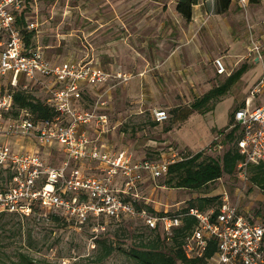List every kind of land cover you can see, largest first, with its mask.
I'll return each mask as SVG.
<instances>
[{"label":"rangeland","instance_id":"1","mask_svg":"<svg viewBox=\"0 0 264 264\" xmlns=\"http://www.w3.org/2000/svg\"><path fill=\"white\" fill-rule=\"evenodd\" d=\"M26 1L28 17L39 21L38 42L50 58L87 59L101 54L112 78L100 96H85L81 107L89 110L99 101L111 107L105 113L111 119V132L115 133L113 147L150 161L170 158V146L178 148L183 157L201 152L204 158L221 156L211 149L216 144L214 138L210 144L204 141L206 116L191 111V106L207 94L208 83L216 88L228 79L216 75L213 64L217 57H225L232 73L249 64L246 57L251 34L264 36V0L246 10L232 2L226 11H222L219 0L211 6L201 2L194 8L191 23L177 14L178 0ZM161 24L168 25L162 32L158 29ZM158 53L176 57V71L165 74L155 60ZM118 67L123 72H117ZM181 67L185 70L180 71ZM194 68L209 82L190 83L188 76L199 72H194ZM118 74L127 76L128 81L119 79ZM42 83H29V90L36 98L48 101L50 94L44 89L47 85L41 87ZM244 91L245 87L237 84L230 92L238 98L244 96ZM239 105L236 102L229 111L230 121ZM157 108L169 115L162 125H155L152 119ZM102 143L110 142L107 139ZM164 181L149 179L144 196L151 210L176 213L188 207L191 200L227 195L247 218L264 224V192L249 179L225 174L200 192L161 188ZM113 223L106 222L107 232L94 238L89 226L79 231L45 218L1 217L0 264L18 262L23 255L43 264H138L128 253L141 249L142 242L149 243L155 236L141 229L139 221ZM110 246L115 251L103 260ZM161 250L171 254L173 246L164 244Z\"/></svg>","mask_w":264,"mask_h":264},{"label":"built area","instance_id":"2","mask_svg":"<svg viewBox=\"0 0 264 264\" xmlns=\"http://www.w3.org/2000/svg\"><path fill=\"white\" fill-rule=\"evenodd\" d=\"M25 2L0 0V214L30 215L36 207L45 217L48 211L62 215L79 231L94 219V238L106 230L109 221H139L171 236L183 215H157L136 205L147 204L141 194L145 180L164 178L170 166L183 161V156L175 153L160 161H138L126 150L104 151L101 141L113 128L105 113L106 103L99 101L88 110L77 106L76 101H80L84 85L104 86L112 75L89 60L53 65L40 50L31 48L22 30L32 33L39 24L20 25ZM232 2L243 10L252 4V0ZM253 52L263 60L264 44H255ZM214 65L219 75L227 74L221 58ZM118 77L128 81L123 74ZM41 79L50 84L48 102L57 113L52 120L36 121L29 110L20 111L15 105L12 89L29 90V83ZM259 94L263 95L260 106L253 110L240 107L234 112L232 129H238L237 146L243 157L236 177L244 181L253 166H264V67L252 92L253 96ZM152 116L159 124L169 119L164 110H154ZM224 138L216 139L213 152L224 151ZM14 139L17 145L13 147L9 142ZM23 141H33L42 150L59 147L64 155L61 165L48 163L40 153L26 152ZM222 196L217 214L191 210L189 215L198 220V225L184 246L186 256L204 258L215 240L217 252L206 259L207 264H264V224L252 222L230 197Z\"/></svg>","mask_w":264,"mask_h":264},{"label":"trees","instance_id":"3","mask_svg":"<svg viewBox=\"0 0 264 264\" xmlns=\"http://www.w3.org/2000/svg\"><path fill=\"white\" fill-rule=\"evenodd\" d=\"M262 1L263 0H252V4L257 5ZM201 2L208 3L211 6L216 2V0H178L176 6L177 12L186 21L191 22L194 8ZM219 3L223 8L222 11H226L229 8L230 3H232V0H219ZM25 4L26 6L28 5L27 1ZM24 16L25 15L22 14L19 18V22L22 27H26L27 25L25 23ZM22 32L27 44H30L34 32L27 33L25 29L22 30ZM246 70L247 67L243 66L234 72L230 77H228L224 84L212 89L202 98L196 100L191 106V111L206 114L213 110L220 99L227 96L234 85L240 81ZM12 90L14 92V100L17 109L20 111L24 109L29 110L33 114L36 121L52 120L57 116L55 108L50 105L47 100L44 101L36 98L30 92V90H23L20 87L13 88ZM18 114L19 112L16 111L14 115L17 116ZM233 123L234 120L231 121V127L233 126ZM157 124L158 123H155V125ZM238 140H240L238 129L234 128L224 138L225 150L223 155L221 154L219 157L213 156L204 158V154L201 152L193 156L183 157V161L177 162L170 166L167 176L162 178L165 180L163 186L171 189L200 192L209 185L217 183L225 174L229 176H237L238 166L243 160V157L237 146ZM249 180L253 185L264 192V166H253L250 169ZM222 203V195L213 198H198L196 200H191L188 207L176 213H159L156 210H151L148 208L147 204H137L136 206L139 209H144L147 212L157 215H183V217L181 220V225L174 229V233L171 236H168L160 228L153 230L142 224L143 226L141 229L151 235H154L155 240L150 241L149 243L142 242L140 246L142 248L131 250V252L128 253V256L135 260L138 264H207L206 259L211 258L217 252V242L215 240L211 241L205 257L202 259H189L185 254L184 246L186 241L193 234L198 225V220L189 214L193 209H199L201 212L214 211L217 214ZM33 208L34 209L30 215L3 213L0 214V218L10 216L20 220L38 217L40 219L45 218L47 220H52L57 223H64L70 227H73L72 224L62 215L48 211L47 217H45L42 210H39L36 207ZM251 221L253 222V220ZM88 225L92 229L95 225H97V222L92 219ZM106 232L107 231L102 232L99 236L104 235ZM145 233H143V235H145ZM164 244H171L173 246V252L171 254H166L161 250ZM114 251L115 249L112 246L107 247L102 259H107L114 253ZM10 264L43 263L37 262L23 255L18 262H10Z\"/></svg>","mask_w":264,"mask_h":264},{"label":"crops","instance_id":"4","mask_svg":"<svg viewBox=\"0 0 264 264\" xmlns=\"http://www.w3.org/2000/svg\"><path fill=\"white\" fill-rule=\"evenodd\" d=\"M236 6L238 8H240L237 4H236ZM196 7H198V6H196ZM23 10L24 11L22 12V14L25 15L24 17H25V23L26 24H29V23H37V24H39V21L37 19L36 20H32V19H30L28 17V15H27L26 12L29 11V8L26 5L24 6V9ZM175 10L177 12V9H175ZM177 14L179 16H181L178 12H177ZM194 15H195V13H194ZM193 18H194V16H193ZM193 18H192V21H193ZM186 22H188V21H186ZM191 22H189V23H191ZM140 25H142L144 28L146 27L145 26L146 24H140ZM165 26L167 28L168 25L167 24H161L158 27V29H160V31L162 32L164 30ZM40 31L41 30L39 28L34 31V33H33L34 35L31 38L30 44H28V45L31 48L40 50V52H42V54L45 56V58L51 64H53V65L56 64L57 65V64L65 63V62L75 63V62H79V61H82V60H89V61H93L94 64L97 67L102 68L103 70H105L106 72H108V70L105 68V66L102 63L101 54H98V53L93 54L92 57L87 58V59L86 58H83V56L80 57V58L73 57V58L68 59V60H62L60 58H50L48 56V53L46 52V48L43 47L42 45H40L39 42H38V37H39V34L41 33ZM107 32H109V31H107ZM256 34L255 33H252L251 36H250V42H249V46H248V49H247L248 50V55L246 57L247 59L250 60V62H248L249 64H244L243 65V66H246L247 67V70L244 73V75L242 76V78L240 79V81H238V83L235 84V85L240 84V85H243L245 87V91H244L245 94H244V96L240 95V97L236 98L230 92L227 96H225V99L220 100L216 104V106L214 107L213 110L209 111L206 114H202V115L206 116V118L208 120V127L204 129V133H205L204 134L205 135L204 141L206 139V141H208L207 144H210L211 141L213 140V138H214V141H216V139L219 138L220 136L224 137V136H226L227 134H229L232 131V127H231L230 124H231V121L234 120V117L230 121L229 111L231 110V108L234 107V105L236 104V102H240V105L235 109V111L238 108L245 107V106H247L248 108H250V109L253 110V109L257 108L258 106H260L261 103L263 102V95H260V94L257 95V96H253L252 95V92L254 91V89H255L256 85L258 84L259 80L261 79V76H262V73H263V67H264V63H263L264 55H263V60H262L259 57V55H257L256 53L253 52V49H254V45L255 44H259V45H263L264 44V36L257 37L258 34L257 35ZM121 48H124V47L122 46ZM219 58H221L223 60L225 66H226V69H227V74H225V75H219L217 73V69H216L215 65L213 64L214 65V69L216 71V75L219 76V77H224V76L230 77L233 73L228 70L227 64L225 62V57H217L216 59H219ZM155 60H157V61L160 62V67H161L162 71L165 72V74H169L171 71H176V69H177L175 67L176 57H173V56L168 57L166 55H162V54L158 53L155 56ZM234 61H235V59H234ZM183 65L186 68L188 67V69L190 71L193 70V69H191L189 67V65H187V64H183ZM184 67H181L180 68V71L185 70ZM195 71H199L196 74V76H188L189 77L188 79H189V82L190 83L194 84V83L201 82L202 80H206L207 83L209 82L208 77H206L205 75H204L205 76L204 77L200 73V70H198L197 68H194V72ZM117 72H123L122 68L121 67L120 68L118 67L117 68ZM40 81H41V83L43 82L41 84V87L42 86L45 87V85H47L46 88H44V89L46 90V93L47 94H50L49 93L50 86L48 85V83H46L48 81L43 80V79H41ZM107 86H108V84H106L104 86H101V87H98V88H92L90 86L84 85L82 87V90H81V98H80V101L77 100L76 101L77 102L76 105L79 106V107H81V105H82L81 104V100L84 99L85 96H88L89 94L95 95V97L100 96L101 91L104 90ZM207 86L210 87L208 89V92H210L212 89H214V88L211 87V84L210 83H208ZM106 95L108 96V92L106 93ZM49 98H51V95H49ZM160 99L163 100V98H160ZM158 101H159V99H158ZM222 108H224V109H222ZM154 110H164V109L163 108H157V109H154ZM106 111H111V107H109V106L106 107ZM152 119H153L154 123H157V122H155L153 116H152ZM162 124H164V123H161L159 125H162ZM228 127L230 129L224 131V129H227ZM114 134H115L114 132H111L110 134H108L107 137H105V138L102 139V141L108 139L109 142H110L108 145L107 144L103 145V143L101 141V144L104 146L103 147V150L104 151H107V152H118V151L124 150L123 148L113 147V144H114L113 143L114 142V140H113L114 139ZM0 140H2V138H0ZM9 143L14 147V146L17 145V140L16 139L11 140ZM22 143H24L26 145V147H25V151L26 152H36V153H40L44 160H46L48 163H50V164H52L54 166H60L61 163H62V161H63V159H64V155H62L58 151L59 150V147H55L53 149V151L50 150V149L49 150H47V149H43L42 150L41 148L37 147L33 141H28V142L23 141ZM223 152L224 151H222L221 154ZM175 153L181 155L182 152L178 148H175V147L170 146L169 153H168V155L170 154L169 157H171ZM162 156H166V154H163ZM135 159L139 161V160H145L146 158H145V156H142V157L141 156H135ZM163 159H165V157ZM148 182H149V179L145 180V183H144L143 187H141V191H142L141 194L146 199V201H147V198L144 195H146V192L149 189V188L147 189ZM161 188H166V187H161Z\"/></svg>","mask_w":264,"mask_h":264}]
</instances>
